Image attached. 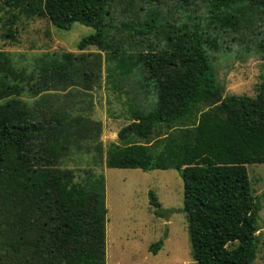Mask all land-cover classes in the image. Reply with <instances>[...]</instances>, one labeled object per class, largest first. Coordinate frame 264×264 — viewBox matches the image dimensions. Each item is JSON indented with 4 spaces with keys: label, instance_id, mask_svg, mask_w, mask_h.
<instances>
[{
    "label": "trees",
    "instance_id": "1",
    "mask_svg": "<svg viewBox=\"0 0 264 264\" xmlns=\"http://www.w3.org/2000/svg\"><path fill=\"white\" fill-rule=\"evenodd\" d=\"M14 8L46 16L61 29L74 22L94 28L78 49L104 51L106 82L113 89L137 80L128 87L137 105L130 106V121L118 130L117 141L106 147V166L176 169L193 260L252 264L260 202L247 164L264 163V72L255 96L223 95L212 53L227 47L232 32L258 35L264 0H210L200 16L188 9L183 17L152 12L143 22H121L120 30L109 23L112 0H3L0 6ZM123 30L126 36L119 34ZM6 35L14 38L15 32ZM87 55L50 57L28 72L0 50V264H105L104 176L84 168L77 178L62 166V159L82 148L92 122L50 113L21 97L81 80L85 88L94 65ZM81 68L89 72L77 80ZM99 129L92 140H99ZM95 147L102 153L99 142ZM149 197L154 213L163 215L152 191ZM160 246L150 249L156 253Z\"/></svg>",
    "mask_w": 264,
    "mask_h": 264
},
{
    "label": "rangeland",
    "instance_id": "2",
    "mask_svg": "<svg viewBox=\"0 0 264 264\" xmlns=\"http://www.w3.org/2000/svg\"><path fill=\"white\" fill-rule=\"evenodd\" d=\"M209 1L112 0L115 12L109 23L120 30L121 22H143L152 12L164 17H183L188 9L193 15H205ZM2 3L0 0V6ZM260 16L262 20L258 21L260 25L256 29L260 31L258 35H249L247 29L242 33L232 32L224 43L227 47L212 53L217 80L224 86L223 95L255 96L257 93L260 75L264 72V11ZM9 29L15 32L14 38L6 35ZM112 31L116 32L114 28ZM93 32V27L79 22H74L69 29H61L46 16H28L19 8L0 10V50L10 54L16 67L34 72L46 59L64 53L89 54L86 59L93 60L91 79L85 88L81 79L83 72L89 70L81 68L75 75L81 80L80 84L36 96L25 92L21 97L30 105H43L50 113L65 111L72 116H86L92 122V132L82 148L62 159V166L71 168L77 178L82 176L84 168H91L104 176L107 209L105 264H197L191 256L179 172L173 168L143 171L106 166V147L117 141L118 130L130 121V106L137 105L132 97L133 91L128 88L137 86V80L133 78L118 90L106 82L104 51L93 45L84 49L77 47L83 36ZM125 32L119 34L126 36ZM259 40L262 46L256 45ZM97 52H100L99 60L94 58ZM76 62L83 61L77 59ZM209 107L203 105L201 109ZM97 127L100 128V137L94 141ZM97 142L102 146V153L95 147ZM247 173L254 195L260 202L257 249L252 264H264V163L247 164ZM150 191L160 202L161 216L154 213L150 204ZM159 241L161 246L153 253L150 246Z\"/></svg>",
    "mask_w": 264,
    "mask_h": 264
}]
</instances>
